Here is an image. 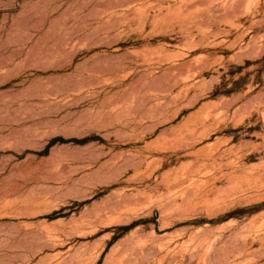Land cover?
<instances>
[{
  "label": "rangeland",
  "instance_id": "1",
  "mask_svg": "<svg viewBox=\"0 0 264 264\" xmlns=\"http://www.w3.org/2000/svg\"><path fill=\"white\" fill-rule=\"evenodd\" d=\"M0 264H264V0H0Z\"/></svg>",
  "mask_w": 264,
  "mask_h": 264
}]
</instances>
